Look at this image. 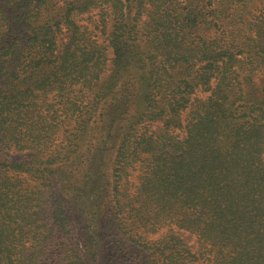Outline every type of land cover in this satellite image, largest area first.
<instances>
[{
  "label": "trees",
  "instance_id": "obj_1",
  "mask_svg": "<svg viewBox=\"0 0 264 264\" xmlns=\"http://www.w3.org/2000/svg\"><path fill=\"white\" fill-rule=\"evenodd\" d=\"M62 3L0 0V79L14 84L9 92L0 88V144L35 151V160L0 157V264H90L96 257L86 243L70 244L47 224L53 217L65 233L71 224L65 216L75 205L72 195L62 198L45 171L65 163L86 169V161L78 164L76 156L81 137L94 133L91 118L107 112L122 75H114L116 88L107 93L99 73L128 72L136 61L130 47L141 43L137 59L155 67L143 96L146 110L129 122L117 144L113 193L120 211L124 205L118 196L126 194L128 182L121 181L122 175L148 150L139 164L144 172L127 199L143 206L138 220L147 230L170 227L139 244L146 264H264V67L261 83L245 87L238 81L243 69L233 68L238 55L249 70L264 66V0ZM105 6L110 9L107 39L114 49L110 65L106 47L77 19L99 8L105 32ZM143 10L148 20L142 19ZM62 26L71 39L55 66L60 53H54V37ZM50 65L20 89L28 71ZM177 69H187V75L180 77L179 71L176 76ZM85 86L97 88L96 93L88 96ZM184 112V120L179 119ZM144 115L166 121L133 134ZM69 120L73 130L64 133L73 137L66 141L62 134L58 140L55 129ZM41 186L53 197L45 199ZM176 227L196 235L194 250Z\"/></svg>",
  "mask_w": 264,
  "mask_h": 264
},
{
  "label": "rangeland",
  "instance_id": "obj_2",
  "mask_svg": "<svg viewBox=\"0 0 264 264\" xmlns=\"http://www.w3.org/2000/svg\"><path fill=\"white\" fill-rule=\"evenodd\" d=\"M53 1L58 2V4L62 2H64L62 4H65L67 0ZM105 7L104 11L107 13V22L104 23L106 25L105 32L102 30L103 18L101 13L99 15V8H95L93 10L94 12L90 14H81L77 19L81 18L79 23H83L87 25L89 29H92L96 39L106 47V49H104L106 55L105 60L108 63L107 65H110L111 58L114 55V49L111 44L108 43L109 41L107 39L108 31L110 30V9L107 8V6ZM149 16L150 14L143 10L142 19L148 20ZM70 39L67 28L62 26L61 30L56 32L53 47L54 53H60V57L57 59L55 66L58 65L63 53L66 52ZM142 46L143 43L138 47H130L133 52V59L136 61L131 64L128 72H126L127 70L123 72V70L115 71L114 69V73L109 76H107L108 72H105L104 75L101 71L99 73L100 77L103 76L105 89L108 91L107 93L113 92L116 88L113 79L114 75L121 73L122 75L118 78V81H121L120 86H118L116 90L117 94L113 95V99L108 103L107 112L103 115L96 114L94 118H91V121L93 120L91 129L94 130V133L91 136L83 133L84 136L81 137L84 143L76 153V156L78 164L81 160L86 161V169L80 165L74 166L70 163H65L61 166L51 165L45 171V175L55 182L56 189L61 191H59V194L63 199L65 197L69 199L72 195L75 200H71L75 205V207H73L74 209H70L68 215L65 216L71 223L69 225L67 224L65 233L62 232L60 224L57 221L55 222L53 217L48 219L47 224L52 227L53 232L56 231L58 235H63L64 238H66L64 241L72 244L78 239L86 243L88 252L90 251L92 253V251H96V257L93 259L90 257V264H146L147 258L145 252L141 250L139 244L143 243L145 240L157 239L170 227V225L166 223L161 224L160 229L157 231L152 232L147 230L144 226L140 225L142 221L140 219L138 220V218L145 213L143 211V206L136 201V203H133V201L127 199V193L133 191L135 184L138 182V175L144 172L142 171L143 168L139 167V164L141 163V159L146 156L145 153L148 154V150L142 152L139 156L140 159L132 168H128L122 175V182L125 179L128 180L126 184V194L122 196V198L118 196L124 205L122 210L119 211V208L117 209L114 203L116 195H114L113 192L117 178L114 176L116 147L122 134L127 131L129 122L135 118V115L141 112L143 113L146 110L143 96L145 93L149 92H146L149 87L147 80L150 77L149 75L153 67H155L154 64L151 66H144L143 63L137 59L139 57L137 52L144 49ZM155 48L157 47L155 46ZM237 59L239 60L234 64L233 68L243 69V76L241 74L238 75L240 85L245 87L247 84L249 86H253V83L260 84L261 67H264L263 64H261L260 67L258 66L259 68L255 67L253 70H249L248 68L250 65L247 64L245 58L238 55ZM255 65L256 64H254V66ZM51 66L54 65H50L43 70L32 71V73L28 71L27 74L22 76L23 79L20 89L28 88L39 79L41 75L51 69ZM13 67L7 65V69L13 70ZM180 69L175 70L176 76L180 71L183 73L180 77H185L187 75V69ZM6 84L8 83L5 82V80L0 79L1 90L3 92L12 91L14 84L10 86H6ZM262 87L263 83L260 88ZM82 89L88 96L94 95L97 91V88L90 90L88 86L82 87ZM203 95L205 94H202V96ZM128 101L131 102L130 108L127 106ZM132 105H134V107H132ZM84 110L85 109H83V111ZM255 114L256 112H254V115ZM185 115V112L182 113L179 119L182 118L184 120ZM87 116L88 115H86V117ZM246 119L250 121L249 117ZM165 121L166 119L162 116L150 120L144 115L140 120H137L132 132L133 134H137L141 132L144 127L160 128L164 125ZM150 123H152V126ZM73 124V120H69L67 123H64L61 128H56L55 136L57 139L60 140L62 134L66 137V141L72 138L73 136H69L70 134L68 135L69 132L64 133V129L73 130L71 128ZM179 131L180 134L184 132L180 129L174 130L175 133ZM140 147L144 149L145 145L143 144ZM34 153L35 151L31 148H8L2 147L0 144V157L9 162L35 160V158H33ZM33 184H35V182ZM41 188L43 189V197L45 199L48 200L49 196L53 197V194L47 187L41 186ZM67 195L70 197H67ZM132 204L133 206H129ZM131 225L132 228H130ZM175 233L182 237L192 250L195 249L197 246V237L194 233L178 227L175 228ZM90 237H93V239ZM68 238L70 240H67ZM153 262L155 261L152 260V263Z\"/></svg>",
  "mask_w": 264,
  "mask_h": 264
}]
</instances>
